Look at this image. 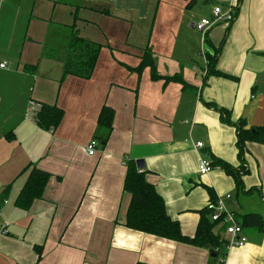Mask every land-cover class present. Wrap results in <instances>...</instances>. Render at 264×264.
<instances>
[{
    "label": "crops",
    "instance_id": "crops-1",
    "mask_svg": "<svg viewBox=\"0 0 264 264\" xmlns=\"http://www.w3.org/2000/svg\"><path fill=\"white\" fill-rule=\"evenodd\" d=\"M207 1L211 12L231 5L235 16L202 37L194 25L212 13L187 12V0H0V199L7 200L0 227L8 224L0 264H220L207 248L124 226L130 161H143L184 236L196 233L206 187L237 222L245 214L264 219V143L245 144L243 188L220 167L197 171L201 158L240 166L236 128L207 105L244 130L264 128V0ZM71 32L101 47L89 79L63 76L59 58ZM146 48L159 80L150 67L138 69ZM214 51V74L203 75ZM41 104L63 111L55 129L35 122ZM103 106L114 114L106 142L97 123ZM30 165L51 178L24 211L15 201ZM213 233L227 243L223 227ZM242 235L243 246L224 244L223 264H264V231L243 228Z\"/></svg>",
    "mask_w": 264,
    "mask_h": 264
},
{
    "label": "trees",
    "instance_id": "trees-1",
    "mask_svg": "<svg viewBox=\"0 0 264 264\" xmlns=\"http://www.w3.org/2000/svg\"><path fill=\"white\" fill-rule=\"evenodd\" d=\"M194 0H187L186 7ZM100 45L91 43L78 37L76 32H71L66 50L61 53L59 58L63 63V76H74L81 79H89L94 71L97 58L100 51ZM218 51H214L212 55H206L208 62L209 74H214V65ZM58 59V56L56 57ZM150 67L151 79L159 80L161 77L155 73L154 60L150 49L143 50L139 70ZM164 78V77H162ZM165 81L172 80L164 78ZM176 81H183L180 78H173ZM219 113L222 122L232 125L236 128L238 157L240 166L238 169L232 168L227 163L220 160H213V167H220L228 176L232 177L236 188H243L242 176L248 171L244 166L243 156L245 153V144L254 142L257 144L264 143V128L257 127L244 130L240 123H232L229 113L223 109H217L214 105H207ZM63 111L57 106L40 105L39 111L35 114V122L45 130L55 129L61 121ZM113 110L108 106H103L98 116V126L105 130V135L101 136L103 142L109 137L112 129ZM126 174L123 183V191L129 194L130 201L128 204L124 226L130 230L142 232L147 235L162 238L165 240L187 244L199 248H207L209 254H215L214 260L219 262V259L225 256L221 253L225 241L221 239L219 234L213 233V228L216 223L210 220V212L207 207L201 210V218L197 226L196 233L193 237L182 235L177 221L172 220L166 213L165 204L162 197L156 192L154 186L146 180L145 171L137 169L134 161L127 164ZM29 170L28 177L23 185L16 201L15 206L20 210H28L35 200L42 198L43 192L51 178V174L42 171L30 165L26 168ZM207 193L210 196L209 202L214 203L215 198L212 190L207 188ZM208 202V203H209ZM208 215V217H206ZM242 228H255L259 231H264V219L257 214H245L238 222ZM38 258L41 259L40 249L36 248ZM136 264H146L138 262ZM221 264V263H220ZM223 264V263H222Z\"/></svg>",
    "mask_w": 264,
    "mask_h": 264
},
{
    "label": "built area",
    "instance_id": "built-area-1",
    "mask_svg": "<svg viewBox=\"0 0 264 264\" xmlns=\"http://www.w3.org/2000/svg\"><path fill=\"white\" fill-rule=\"evenodd\" d=\"M235 12L233 10V7L231 5L227 6L226 9L221 8L220 6L214 7L212 11V17L211 18H202L198 23L194 25L197 32H199L202 37L206 35V33L209 31V29L216 23V22H224V23H231L234 19ZM201 55H204V52L201 51ZM205 60V67L203 75L207 74V67L208 62ZM0 68H6V64L2 63L0 64ZM97 142L95 140H91L87 146L86 151L89 156H93L96 150ZM204 144L202 142H197L195 144L196 149L203 148ZM214 167L211 165L210 161L207 159H199L197 171L200 175H206L208 174ZM227 199L230 198L229 195L226 196ZM7 203V200L0 199V209L2 206H4ZM207 210L210 212V220L214 223H216L215 226H221L224 228L225 233L228 235L229 239L226 243V248L231 247H240L243 246L246 242L245 236L242 235V226L237 222L236 216L234 213L226 210L225 206L223 205L222 201L218 199L214 203L209 202L206 205ZM8 227V224H3L0 227V233L4 234L6 232V229ZM224 262V257L219 259V263Z\"/></svg>",
    "mask_w": 264,
    "mask_h": 264
},
{
    "label": "rangeland",
    "instance_id": "rangeland-1",
    "mask_svg": "<svg viewBox=\"0 0 264 264\" xmlns=\"http://www.w3.org/2000/svg\"><path fill=\"white\" fill-rule=\"evenodd\" d=\"M213 8V5L210 1L207 0H195L193 4L190 5L189 9L187 12H192L195 13L196 15L202 16L208 14V12L212 13L211 9ZM210 13L208 15H210ZM201 36V35H200ZM241 195V194H238ZM243 196H239V199L242 198ZM235 200V197H233ZM223 252V248H221V253Z\"/></svg>",
    "mask_w": 264,
    "mask_h": 264
},
{
    "label": "water",
    "instance_id": "water-1",
    "mask_svg": "<svg viewBox=\"0 0 264 264\" xmlns=\"http://www.w3.org/2000/svg\"><path fill=\"white\" fill-rule=\"evenodd\" d=\"M137 169H143L144 168V163L142 160H137L135 161ZM208 248V247H207ZM211 257L215 258V254H211Z\"/></svg>",
    "mask_w": 264,
    "mask_h": 264
}]
</instances>
